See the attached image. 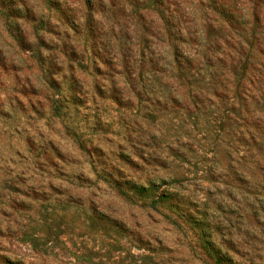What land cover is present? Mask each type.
I'll use <instances>...</instances> for the list:
<instances>
[{
	"label": "clouds",
	"instance_id": "9594fccd",
	"mask_svg": "<svg viewBox=\"0 0 264 264\" xmlns=\"http://www.w3.org/2000/svg\"><path fill=\"white\" fill-rule=\"evenodd\" d=\"M0 264H264V0H0Z\"/></svg>",
	"mask_w": 264,
	"mask_h": 264
}]
</instances>
